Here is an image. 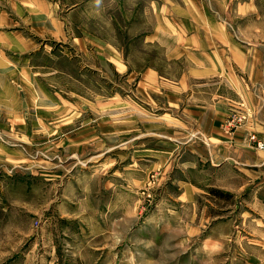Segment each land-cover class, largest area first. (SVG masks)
I'll list each match as a JSON object with an SVG mask.
<instances>
[{
  "label": "rangeland",
  "instance_id": "1",
  "mask_svg": "<svg viewBox=\"0 0 264 264\" xmlns=\"http://www.w3.org/2000/svg\"><path fill=\"white\" fill-rule=\"evenodd\" d=\"M40 4L56 19L58 40L45 41L40 76L16 82L31 96L14 115L25 127L16 166L24 187L19 201L0 189V264H264V202L225 191L233 172L194 156L210 147L195 124L199 105L233 99L229 135L253 116L242 86L248 64L264 63V0ZM161 4L168 55L164 37L145 41ZM208 7L230 47L210 49L212 58L209 46L223 44L208 18L198 22L197 8ZM13 119L0 113V127ZM257 141L252 133L247 145L264 150ZM13 142L0 129V150Z\"/></svg>",
  "mask_w": 264,
  "mask_h": 264
},
{
  "label": "crops",
  "instance_id": "2",
  "mask_svg": "<svg viewBox=\"0 0 264 264\" xmlns=\"http://www.w3.org/2000/svg\"><path fill=\"white\" fill-rule=\"evenodd\" d=\"M8 2H12V8L7 6ZM40 2L41 0H0V113L10 114L14 118L12 122L2 124L0 129H4L5 134L15 144L12 146L6 144L5 148H3L4 146L1 147L0 159L11 166L8 167L5 164L6 169L0 171V173L6 174L0 184V189L9 187L10 191L9 189L8 191L13 196L9 197L8 193V197L13 201H19L18 198L21 197L16 192L22 191L24 187L23 178L18 174L20 170H17L16 166H19L18 164L24 154L18 145L25 136L23 131L25 127H19L16 124L14 115L26 111L27 98H31L29 94L25 96L18 91L16 82L20 81L22 84L31 76H40L41 63L38 62L37 58L47 51L48 43L45 41L58 40L56 37V19L51 18L50 11L42 10ZM158 9L161 11L158 15L160 19L156 21L152 29L145 31V41H153L154 38L159 41L160 37L162 43L164 37L168 55V17L163 16L162 4L158 6ZM207 9L197 8L198 22H202V17L208 18L213 28L212 32L222 35L219 37L217 34L220 39V41L217 39V44H223H221L223 48L209 46L210 55L208 57L212 58L210 49H214L216 53H219L220 50L223 49L225 52L230 47L225 46L223 40L227 33L226 27L216 20L215 13L209 7ZM201 26V24H196L192 29L193 35L198 38L199 42H201L199 33L203 32ZM197 45H200V43ZM176 52H179L178 47L175 49ZM175 53H172V56ZM248 66V75L250 76H244L247 82L246 85L242 86V91L245 94L244 100L251 107L253 116H250L248 122L237 129L234 134L229 135L223 129V122L234 109L231 107L233 99L218 97L217 101L209 103L208 106L199 105L197 108L200 112L194 113L195 124L198 125V129L206 137L210 147H206V153L195 150L194 156L198 157L199 162L203 161V164L207 162L217 170L223 169L224 171L233 172L231 176L235 184L224 182L220 186L225 191L241 194L255 192L259 204L263 205L264 191L260 190L264 186V150L250 147L247 143L248 137L252 133L264 141V63L261 62V58H257ZM49 73L51 74L50 68L47 74L49 75ZM198 77L205 79L217 76ZM218 77L225 82L238 79L236 76ZM29 173H31L32 178L38 175L35 170ZM32 190H35L33 186L31 187ZM9 198L8 200L11 201ZM247 204L249 203L247 202Z\"/></svg>",
  "mask_w": 264,
  "mask_h": 264
},
{
  "label": "built area",
  "instance_id": "3",
  "mask_svg": "<svg viewBox=\"0 0 264 264\" xmlns=\"http://www.w3.org/2000/svg\"><path fill=\"white\" fill-rule=\"evenodd\" d=\"M245 119V115L243 116V118H239L240 121L244 120ZM229 127L232 128V127H236L237 124L235 122L234 119H232L229 123H228ZM252 139H255V136H252L251 137ZM257 146L260 147V148H263L264 147V143L261 142V141H257Z\"/></svg>",
  "mask_w": 264,
  "mask_h": 264
}]
</instances>
